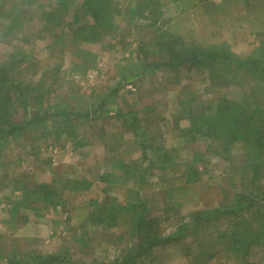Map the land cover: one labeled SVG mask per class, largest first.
Returning <instances> with one entry per match:
<instances>
[{
	"label": "rangeland",
	"instance_id": "obj_1",
	"mask_svg": "<svg viewBox=\"0 0 264 264\" xmlns=\"http://www.w3.org/2000/svg\"><path fill=\"white\" fill-rule=\"evenodd\" d=\"M199 1L115 0L111 27L89 33L85 0L63 4L51 23L45 13L57 0H0V82L12 87H0V264L48 255L56 256L48 264H125L137 232L147 248L144 236L154 231L178 241L156 247L151 264H224L230 247L221 257L220 244L238 240L231 252L246 244L244 257L264 264V249L253 246L255 237L264 242V221L253 218L261 214L253 200L264 194V168L256 186L243 181L231 164L244 158L241 142L224 149L194 139L181 111L187 104L201 113L220 99L244 105L248 94L254 116L264 108V56L246 61L242 85L228 84L226 71L216 85L206 72L154 69L169 61L167 49L157 52L169 33L189 44L223 42L239 61L258 58L264 0L201 1L217 7L211 12L196 8ZM11 65L21 73L2 75ZM51 106L64 117L50 115ZM42 110L47 119L26 123ZM43 186L52 190L46 199ZM229 206L234 213L225 214Z\"/></svg>",
	"mask_w": 264,
	"mask_h": 264
},
{
	"label": "trees",
	"instance_id": "obj_2",
	"mask_svg": "<svg viewBox=\"0 0 264 264\" xmlns=\"http://www.w3.org/2000/svg\"><path fill=\"white\" fill-rule=\"evenodd\" d=\"M72 0H57L59 6L56 9L45 13L46 20L49 22L56 21V15L59 14V11L62 8H65L63 4H70ZM74 1V0H73ZM147 1V0H146ZM171 1H180V0H171ZM201 1H208V0H201ZM85 11H87L93 23L90 25H86L88 27H83L82 30L87 31L89 33H93L99 30H106L111 27L110 24L115 20V16L119 13L116 7L115 0H85ZM67 6V5H66ZM90 39V38H89ZM92 39V38H91ZM87 41L83 40L82 42ZM160 47L158 48L157 52H162L164 49H167V55L169 58L168 62L165 64L157 63L154 65V69L160 68V66H171V67H185L188 71H192L195 73H208L209 80L215 83L216 85H221L224 79L220 80L218 76L221 72L226 71L230 79L227 81L228 84H241L243 70L242 68L246 67L248 64L246 61L252 62L254 64L257 61L263 59L264 56V47L261 48V52L257 57H248L245 60L239 61L235 56L232 55L230 48L226 45L223 46H206L202 43H192L189 44L181 35L169 33L167 34V38L163 41H160ZM237 64V66H236ZM21 68L17 65H11L8 69L1 70L2 75L4 72L8 73L9 76H16L21 73ZM18 71V73H16ZM4 77V76H3ZM5 79V77H4ZM218 80L220 82H218ZM34 80L31 81L32 84ZM0 87H4L3 89H12V87L6 83V87L3 86V82H0ZM55 83V82H54ZM226 83V82H225ZM242 85V84H241ZM2 90V89H1ZM37 92V91H36ZM248 92V91H247ZM246 92V93H247ZM247 96L246 94L245 104L243 105L240 102H229L226 99H220L217 101L216 106H212L207 111H203L201 113L191 109L189 105H181V111L187 112V117L190 121L191 125V132L196 133V135L192 134L193 138L195 139L200 136L205 142L209 141L212 144H217V146L222 145L224 149L231 148V145L234 141L241 142L242 150H244V155L240 162V166L231 163L234 166H237L236 169L240 168L244 171V174H241L242 180L245 182H249L250 184L256 186L257 182L263 178L262 175H259V172L264 168V108L257 107L254 113V116H250L247 113L248 108L250 105L247 103ZM39 94L37 96H33V100L39 101L38 99ZM30 99V98H29ZM182 102V101H181ZM180 102V104H181ZM179 104V105H180ZM52 106L49 107L47 110L50 112V115L53 117H64V112H59L55 110ZM44 112L38 111L33 112L30 116L29 120H27V124H32L33 120L36 118H40L41 120L47 119L46 116L48 115L46 110H42ZM2 116L6 114H1ZM10 131L8 133L12 134L15 133L17 130L20 129L19 124L16 125L14 128L9 127ZM1 133V132H0ZM258 171V172H256ZM41 190L47 191V196L44 198H48L49 193H52V190L49 187L43 186ZM34 190V189H33ZM33 192H36L35 190ZM255 197V196H254ZM253 204L259 205V210L261 214L258 212L256 213V218L258 221L261 219L264 221V194H261V197L256 196L253 200ZM111 209V208H110ZM121 209H123L121 207ZM112 210V209H111ZM236 210L241 212L243 208L241 206H237ZM233 206L226 207L223 211L225 214H232L234 213ZM202 214V213H201ZM207 214V213H206ZM112 217V216H111ZM114 218V217H113ZM145 217L141 216L140 225L138 224L137 229L143 231L145 233L147 223L145 222ZM261 228L259 235L261 234V241L264 239V222L260 223ZM213 224H210V226ZM208 228V227H207ZM151 229H154L153 227ZM219 231L223 234L228 235L231 232V227L220 225ZM263 231V232H262ZM197 232V231H196ZM149 233V232H148ZM250 236L255 237V226L254 228H250V232H248ZM139 237V242L136 243L133 249L129 250L128 256L125 257L124 263L130 264L133 261V264H143L144 261H152L151 252L156 247L165 248V246L173 241H178L177 237H168L160 239L159 233L154 231L152 234H145L144 238L145 241L148 242V247H143V240L140 233L137 232ZM157 238V240H156ZM239 241V242H238ZM231 241V242H223L220 244L222 248H219V256L222 257V253L227 252L228 245L231 248L232 245H238L242 243V241ZM259 242V239L255 237V244L253 246L260 247L264 249V242ZM250 244V243H249ZM223 245V246H222ZM246 245V244H245ZM245 245L241 252L232 251L229 248L228 253L226 256L224 255V262L227 264H251L249 258L244 257V250ZM241 246V245H240ZM221 249V250H220ZM134 250V251H133ZM212 255H216L215 252H212ZM216 255L215 257H217ZM54 255L48 256H37L33 259L35 264H48L52 260H55ZM150 259V261H149ZM141 261V262H140ZM224 263V264H225ZM14 264V263H9ZM15 264H18L17 262Z\"/></svg>",
	"mask_w": 264,
	"mask_h": 264
},
{
	"label": "crops",
	"instance_id": "obj_3",
	"mask_svg": "<svg viewBox=\"0 0 264 264\" xmlns=\"http://www.w3.org/2000/svg\"><path fill=\"white\" fill-rule=\"evenodd\" d=\"M199 1V0H198ZM226 2V4H229L230 2H228V1H225ZM206 3V2H205ZM205 3H203V2H201V1H199V2H196L194 5H195V7L197 8V7H199L200 9H204L205 10V12H211V11H213V9H215V10H217V7L216 6H210L208 3L207 4H205ZM234 3V2H233ZM197 5V6H196ZM194 7V8H195ZM197 10V9H196ZM243 14V13H242ZM242 14H240V15H242ZM214 45H216V46H223V42L222 43H219V44H214ZM213 45V46H214ZM206 46H208V45H206ZM226 46H227V44H226ZM37 226L38 225H34V227L32 226V228H29V229H37ZM7 238V237H6ZM8 239V238H7ZM22 239H24V238H22V237H17V239L16 240H18L19 242H22Z\"/></svg>",
	"mask_w": 264,
	"mask_h": 264
}]
</instances>
